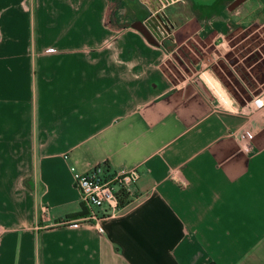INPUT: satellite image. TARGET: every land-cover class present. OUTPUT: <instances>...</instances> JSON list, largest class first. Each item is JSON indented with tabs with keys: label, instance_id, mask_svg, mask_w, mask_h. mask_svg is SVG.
<instances>
[{
	"label": "crops",
	"instance_id": "crops-1",
	"mask_svg": "<svg viewBox=\"0 0 264 264\" xmlns=\"http://www.w3.org/2000/svg\"><path fill=\"white\" fill-rule=\"evenodd\" d=\"M235 1L169 5L164 49L154 0H0V264H264V78L204 81L264 25V0ZM97 163L137 166L127 202L103 230L57 224L82 210L70 165Z\"/></svg>",
	"mask_w": 264,
	"mask_h": 264
},
{
	"label": "built area",
	"instance_id": "built-area-1",
	"mask_svg": "<svg viewBox=\"0 0 264 264\" xmlns=\"http://www.w3.org/2000/svg\"><path fill=\"white\" fill-rule=\"evenodd\" d=\"M149 2V0H144ZM181 0H154L149 14L141 21V30L146 33L147 39L154 45L165 49L166 41H174L176 21L170 14L168 7ZM167 48V46H166ZM256 108L264 111V90L253 97ZM249 136L253 135L247 129ZM76 187L80 192L83 213L76 218L64 217L56 220L57 224L77 226L80 222H92L98 230H103L101 220L115 214L123 205L119 202L121 191L130 194L136 183L139 172L137 166L111 171L102 163H97L85 170H78L70 165ZM47 206H41L44 214ZM2 229L0 225V230Z\"/></svg>",
	"mask_w": 264,
	"mask_h": 264
},
{
	"label": "rangeland",
	"instance_id": "rangeland-1",
	"mask_svg": "<svg viewBox=\"0 0 264 264\" xmlns=\"http://www.w3.org/2000/svg\"><path fill=\"white\" fill-rule=\"evenodd\" d=\"M224 49L225 55L209 69L208 81L205 78L204 81L214 91L224 90L241 97L245 86L255 78L256 81L264 78V25L230 33ZM166 69L177 81L185 75L176 62H168Z\"/></svg>",
	"mask_w": 264,
	"mask_h": 264
},
{
	"label": "trees",
	"instance_id": "trees-1",
	"mask_svg": "<svg viewBox=\"0 0 264 264\" xmlns=\"http://www.w3.org/2000/svg\"><path fill=\"white\" fill-rule=\"evenodd\" d=\"M128 200V194L124 191H121L120 194H119V202L120 204H124L125 202H127ZM83 213V210L77 212L76 214L74 213V215L71 214V217L72 216H75V215H79V214H82Z\"/></svg>",
	"mask_w": 264,
	"mask_h": 264
},
{
	"label": "water",
	"instance_id": "water-1",
	"mask_svg": "<svg viewBox=\"0 0 264 264\" xmlns=\"http://www.w3.org/2000/svg\"><path fill=\"white\" fill-rule=\"evenodd\" d=\"M240 0H236L235 2H234V4H236L237 2H239Z\"/></svg>",
	"mask_w": 264,
	"mask_h": 264
}]
</instances>
